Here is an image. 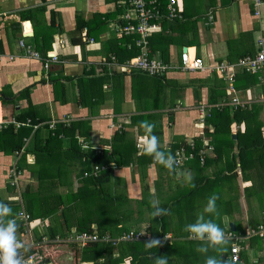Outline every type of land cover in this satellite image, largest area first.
<instances>
[{
	"label": "crops",
	"instance_id": "obj_1",
	"mask_svg": "<svg viewBox=\"0 0 264 264\" xmlns=\"http://www.w3.org/2000/svg\"><path fill=\"white\" fill-rule=\"evenodd\" d=\"M129 1L0 0V99L6 101L0 100V128L13 124L15 116L28 104L47 118L24 138L21 152L7 155L0 151V197L23 201V190L27 185H35L31 172L34 155L26 154L25 167L23 164L19 169L17 163L25 147H30L36 131L44 139L57 125L72 126L67 136L61 138V152L39 158V165L55 174L54 184L59 193L75 194L82 187L78 163L64 152L73 136L81 151L92 150L99 156L107 152L114 155V162H129L114 167L112 178L105 185L107 200H115L112 224L121 229L119 234L111 235L113 238L132 230L148 233L150 238L144 241H158L168 235L169 241H158L168 248L176 244L175 249L163 253L168 264H205L209 256L217 260L228 257L230 252H222L220 246H209L207 253L199 252L198 246L208 242L189 238L185 225L203 213L213 193L218 196V212L203 214L224 230L232 223L248 234L264 219V150L245 151L238 147L237 131H245L244 123L229 126L232 142L225 138L211 139L214 126L205 123L213 110L225 107L250 110L255 106L250 114V128L264 125L262 72L252 74L231 67L241 58L244 46L255 51L258 36L264 37V6L259 8L257 17L248 2L177 0L179 12L188 21L179 27L173 20L159 19L160 29L162 22H166L165 32L159 33L168 37L160 38L156 32L152 48L147 50L151 57L172 65L179 63L182 49L188 50L202 59L203 68L197 72L173 69L161 76H148L127 67V62L137 56L118 62L112 55L113 52L123 55L119 49L123 47L119 44L120 36L124 35L122 28L135 23L136 13ZM144 1L161 14L168 3V0ZM29 10V18L21 19V14ZM242 35L246 40H241ZM21 37L39 54L38 50L45 48L41 56L56 57L58 62L45 69L40 60L23 57L18 48ZM188 40L193 45L185 46ZM9 56L14 58L9 60ZM220 69L226 72L220 73ZM80 79L84 80L82 95L77 83ZM90 80L99 81L93 88ZM145 120L153 124L152 131L161 150L170 152L175 159L179 152L188 157L182 165L167 169L144 152L140 122ZM28 124L29 121L24 126L27 128ZM196 143L201 145L197 154ZM195 157H199L198 162ZM15 181L16 188L12 187ZM95 207L88 198L74 202L68 214L70 231L75 232L74 223L82 219L92 220L91 229L98 232L97 222L106 223L100 215L112 209L99 207L96 212ZM157 207L162 211L155 213ZM18 212L12 216L15 218ZM39 223L44 226L48 221L33 222L38 231ZM21 234L18 231V237L22 238ZM60 249L63 251L57 258L59 264H76L67 247ZM247 255L249 264H264V238L259 245L252 243ZM122 264H129V259Z\"/></svg>",
	"mask_w": 264,
	"mask_h": 264
},
{
	"label": "trees",
	"instance_id": "obj_2",
	"mask_svg": "<svg viewBox=\"0 0 264 264\" xmlns=\"http://www.w3.org/2000/svg\"><path fill=\"white\" fill-rule=\"evenodd\" d=\"M233 1V0H231ZM159 8L161 10L164 9L163 3L159 4ZM28 12L21 14V19H25L26 17L29 18ZM211 16V14H210ZM212 17V16H211ZM209 23L212 22L213 17L208 19ZM163 21V20H162ZM188 21L182 13H180L179 18L174 19L173 22L177 24V26L182 27L184 26L185 22ZM165 23L162 22V29L156 31L158 32V37L167 39L168 36L161 34L165 32ZM124 26L123 22L121 26ZM160 25V24H159ZM162 30V31H161ZM161 31V33H159ZM156 32L151 33L147 37V48H152V38L153 34ZM123 35V34H122ZM119 44L123 45V47L119 46V49L123 51V55L121 52H113L112 55L115 56L118 62H123L131 57L139 56V48L134 45V41L139 39L138 34H132V36H120ZM241 40H246L245 35L241 36ZM163 39V40H164ZM169 40V39H168ZM188 44L185 46L193 45L188 40ZM128 47V48H127ZM38 50V49H37ZM41 55H44L46 49H39L38 50ZM153 52V51H152ZM255 51L253 49L247 50V47L244 46V52L241 54V58L250 56L253 57L255 55ZM150 56V53H149ZM151 56H153L151 54ZM150 56V57H151ZM45 58V56H42ZM166 61V60H164ZM159 79V78H158ZM99 81V80H98ZM96 80H90L89 84L91 87H95L98 84ZM101 82V81H100ZM79 87V94L84 93V80L80 79L78 82ZM98 86V85H97ZM2 102H6L4 99H0ZM254 107L250 110L247 109H240L237 108L235 110H231L228 107L222 108L221 110H213L214 112L212 115L207 119L205 122L206 125H213L214 132L211 136V139H226L229 142L231 140V130L229 126L232 123L240 124L244 123L245 131L241 133L237 131V144L238 147L245 151H252L257 149L264 150V130H262L264 125L256 124L255 127L250 128V121L252 120L251 113L254 110ZM47 118L41 116L35 108L28 104V106L20 111L14 118L15 122L22 123V126L15 128L14 123L7 125V127L0 128V151L4 154L11 155L13 153H19L23 150L24 147V138L31 133L32 128L40 124L41 122L45 121ZM29 121L28 127L24 126V124ZM72 129V126L69 128H65L62 125H57L53 131H48L46 138H41L39 135V130L35 132L33 135V140L30 147H25L24 153H22L18 159L17 166L20 169L21 166L24 164L23 167L26 166L25 157L26 154H33L35 157V163L31 167V172H33V177L36 180L35 185H27L26 188L23 190L22 199L23 201L16 199V200H4L0 197V200H3L5 203H8L10 207H12V213L15 214L17 211L20 213H24L27 215L26 221L20 220L19 212L18 215L15 216L16 220L19 218L18 222V231H22V238L18 237L23 241H32L35 245L28 246L25 252L27 254L32 252H40L44 255L47 259L53 261L54 264H57V258L61 255L62 252L50 253V250L57 251L62 247H67L70 252H72V257L74 263L83 262L84 264H122L125 259H129V264H154V260L156 256H164V252L167 250L175 249L176 244L169 247L161 244H157V246H147L146 243L149 241H134V242H119L117 244H112L110 242H91L85 245L84 247H79L74 243H53L50 240L59 237L63 239L72 234L70 231V219H68V214L70 213L69 210L72 208V205L76 201H83V199L88 198L90 201L94 202L95 210L98 212L99 207H109L112 209L110 212L100 215L105 222H97L98 223V234L100 237L102 235L107 234L109 230L110 236L112 234H119L121 229L116 228V224H112V220L115 219L112 216L115 207L114 201L115 200H107L106 195L107 193L106 186L113 175L114 167L120 165H127L128 161H118L114 162L113 157L114 155H110L107 152H103L102 155H96L92 150L81 151L80 147L77 144V140L75 137L70 138V146L64 152H68L69 157L73 159L75 162L78 163V177L80 178V183H82V187L79 191L75 194L72 193H59L57 191V187H55L54 179L55 174L53 172H49L45 169V166H40L39 158L43 157H51L58 152H61L63 149L61 147V138L67 136V131ZM207 131V130H205ZM117 135V134H116ZM122 136V135H121ZM184 146V145H183ZM201 147L200 143H196V149L194 153L197 154L198 149ZM172 149V153H173ZM186 152L188 153L189 148L186 147ZM44 156H40V155ZM47 157V158H48ZM199 157H195V161L198 162ZM241 162L242 159L240 158ZM231 167L233 168L234 163L230 160ZM104 167V170L98 172L96 177L91 176V172L95 167ZM241 166L243 167L242 163ZM18 171V170H16ZM15 174L17 175V172ZM88 174V176H84ZM13 178H10L12 180ZM17 180V178H16ZM12 187L16 186V181L12 183ZM16 188V187H15ZM16 215V214H15ZM55 215L53 218L52 216ZM47 219L48 223L44 224V226L40 225L39 231L36 227L33 226V222H40L41 220ZM56 219H59L56 223ZM61 220L64 224H61ZM163 222V220H161ZM96 223V222H95ZM75 224V232L82 233V232H92L91 224L92 220H76ZM154 224V223H153ZM159 223H156L157 225ZM46 229V233L43 228ZM153 226V225H152ZM38 227V226H37ZM256 227V226H255ZM152 228H150L151 237H156L154 232H152ZM235 230L231 231L230 228L225 229L224 231H228L232 233L234 236L245 237L246 233L244 228H240V226L235 225ZM254 228V227H253ZM126 229V228H125ZM30 231V237H28V233ZM119 231V232H115ZM161 231V235L165 234ZM43 236L49 238V240L45 241ZM115 236V235H112ZM257 238V239H254ZM263 238L260 237H252L247 238V240L239 241V245L243 247V250L240 252V264H249V257L247 255V250L252 247V243L257 242L259 245L260 240ZM250 240V241H249ZM246 246V242H248ZM252 242V243H251ZM226 243H230L227 241ZM247 249V250H246ZM229 252V247H227ZM246 250V251H245ZM223 252V251H222ZM117 253V254H116ZM222 261L226 260L227 264H232L227 255L221 257ZM258 261V260H257ZM260 264V263H259Z\"/></svg>",
	"mask_w": 264,
	"mask_h": 264
},
{
	"label": "built area",
	"instance_id": "obj_3",
	"mask_svg": "<svg viewBox=\"0 0 264 264\" xmlns=\"http://www.w3.org/2000/svg\"><path fill=\"white\" fill-rule=\"evenodd\" d=\"M234 2H245L250 3L253 7V12L255 16H259L260 14V7L264 6V3L261 0H233ZM129 6L132 8L136 16L134 18L135 23L131 24L128 23L126 26L122 28V33L124 35L129 34H138L139 39L134 41V45L139 48V56L135 60L131 62H127V67L129 69L138 70L142 73H145L148 76H161L167 73L168 71L175 70H181L183 72H197L202 70L203 68V61L201 58L196 57L195 55H192L189 53L188 50H181L180 56H179V63L176 65L167 64L163 62L159 58L150 57L149 52L147 50V37L158 30H160V25L157 23L159 19L169 20L172 21L174 19L179 18L180 12L177 8V0H168L166 9L164 14H161L160 10L149 8L148 5L144 0H130ZM128 16V15H126ZM128 19V17H126ZM212 17L209 16V19ZM256 52L253 57L246 56L243 58H240L236 65L231 66L233 67H239L242 69H245L246 72L257 74L259 72H262V75L264 76V37L258 36L256 42ZM18 48L21 52V55L23 57H29L33 59L40 60L43 67L45 69H48L49 66L52 63L58 62V59L56 57H45L43 58L31 45L27 44L24 41V38H19L18 41ZM14 56H9V60H12ZM220 73L226 72L224 69L219 70ZM232 77V75H230ZM235 104H239L236 100L234 101ZM15 125V128L22 126V123L19 122H13ZM83 149H87L86 146H83ZM188 157H186L182 152H179L176 155V164L175 166H180L183 164L184 161H186ZM101 170H104V167H95L92 172L91 176L96 177L98 172ZM84 176H88V174H85ZM15 180V179H14ZM20 220L26 221L27 215L24 213L19 212ZM28 237H30V231H27ZM252 237H260L264 238V219L263 221L258 224L256 227L251 228L246 234L245 237L240 236H234L232 233H229L228 231H225V238L226 241H230L229 243V256L228 259L232 264H240V252L243 250V247L239 245V241H243L244 239L247 240V238ZM44 240L48 241L49 238L46 236H43ZM150 238V235L144 231H129L126 233H123L117 238H113L110 236V234H104L102 237L99 236L98 232L96 230H92V232H82V233H76L72 232L71 235L60 239L59 237H56L53 240H50L53 243H74L78 245L79 247H84L88 243L91 242H110L112 244H117L119 242H134V241H144ZM171 238L166 235L164 237H160L158 239L159 242L163 243L165 241H169ZM21 243V247L19 249V252L21 253L20 258L22 261V264H54L52 260L47 259L44 255H42L40 252H32L27 254L25 250L28 246H34L35 244L32 241H23L19 239ZM77 264H84L83 262H77Z\"/></svg>",
	"mask_w": 264,
	"mask_h": 264
},
{
	"label": "clouds",
	"instance_id": "obj_4",
	"mask_svg": "<svg viewBox=\"0 0 264 264\" xmlns=\"http://www.w3.org/2000/svg\"><path fill=\"white\" fill-rule=\"evenodd\" d=\"M140 127L144 130L143 150L151 154L152 158L167 169H173L176 164L174 156L170 152H165L159 147L158 137L153 133V124L149 121H141ZM218 196L213 193L207 199L203 213L215 215L217 213L216 201ZM161 208H156L155 213L161 212ZM201 213L194 222L185 225V231L189 233V238L200 241H207L208 244L198 246L199 252H206L209 246H222L227 241L225 231L213 219L206 218ZM7 217V219H5ZM18 223L12 216V208L8 203L0 200V264H22L19 249L22 246L18 238ZM157 240L146 243L147 246H157ZM154 264H168V257L156 256ZM205 264H227L226 260L209 256L205 259Z\"/></svg>",
	"mask_w": 264,
	"mask_h": 264
},
{
	"label": "rangeland",
	"instance_id": "obj_5",
	"mask_svg": "<svg viewBox=\"0 0 264 264\" xmlns=\"http://www.w3.org/2000/svg\"><path fill=\"white\" fill-rule=\"evenodd\" d=\"M217 212H218V211H217ZM5 219H6V218H5ZM222 246H225V248L220 246L219 249L222 250L223 252H224L225 250L227 251L226 246L229 247V245L225 243V244L222 245ZM61 251H63V250H62V249H59V250H57V251H54V250L51 251V250H50V253L52 254V253L61 252ZM209 251H210V248L207 249L206 253L209 252ZM196 258H200V256H197ZM177 262H181V261H179V259H177ZM57 264H59V262H58Z\"/></svg>",
	"mask_w": 264,
	"mask_h": 264
},
{
	"label": "water",
	"instance_id": "obj_6",
	"mask_svg": "<svg viewBox=\"0 0 264 264\" xmlns=\"http://www.w3.org/2000/svg\"><path fill=\"white\" fill-rule=\"evenodd\" d=\"M235 137H236L235 135H232V138H235ZM229 228L231 229V231L235 230L234 225L232 223L229 224ZM20 255H21V253H20Z\"/></svg>",
	"mask_w": 264,
	"mask_h": 264
}]
</instances>
